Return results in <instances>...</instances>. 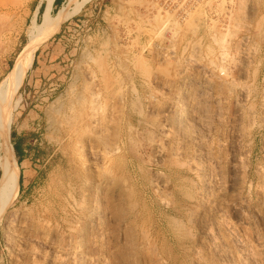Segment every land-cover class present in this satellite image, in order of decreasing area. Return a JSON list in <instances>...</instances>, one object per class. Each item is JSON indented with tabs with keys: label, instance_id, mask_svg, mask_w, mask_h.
<instances>
[{
	"label": "rangeland",
	"instance_id": "rangeland-1",
	"mask_svg": "<svg viewBox=\"0 0 264 264\" xmlns=\"http://www.w3.org/2000/svg\"><path fill=\"white\" fill-rule=\"evenodd\" d=\"M43 4L0 0V81ZM63 6L15 111L20 188L0 264H196L205 245L264 264V0H61L52 13Z\"/></svg>",
	"mask_w": 264,
	"mask_h": 264
},
{
	"label": "bare ground",
	"instance_id": "bare-ground-1",
	"mask_svg": "<svg viewBox=\"0 0 264 264\" xmlns=\"http://www.w3.org/2000/svg\"><path fill=\"white\" fill-rule=\"evenodd\" d=\"M46 7L43 13V18L40 22H32V28L28 33L27 42L25 43V51L19 59L10 68L9 72L0 81V225L6 223L11 225L14 223L12 206L17 200L20 188V165L15 153L14 145L11 141V129L14 121L15 111L21 104V89L32 69L37 49L50 37L53 32L62 24L69 16L68 7L63 6L55 14L52 9L55 0H43ZM40 5V4H39ZM40 6L37 7L36 13ZM164 18V17H163ZM218 22V21H217ZM162 27V25H161ZM226 27V26H225ZM227 28V27H226ZM231 34V33H230ZM162 35V34H161ZM226 35L221 38V43L227 40ZM233 40V39H232ZM229 42V41H228ZM227 43V42H226ZM226 46V45H225ZM224 47V45H223ZM172 48V47H171ZM174 48V47H173ZM221 48V47H220ZM222 52V51H221ZM219 53V52H218ZM196 54V53H195ZM194 54V55H195ZM198 54V53H197ZM219 55V54H218ZM223 55V54H222ZM228 55V54H227ZM189 56V55H188ZM193 56V55H192ZM200 56V55H199ZM225 57V54L223 55ZM198 58V55H197ZM215 59V58H214ZM224 59V58H223ZM227 59V58H226ZM189 60V59H188ZM216 60V59H215ZM214 60V61H215ZM222 60V58H221ZM229 60V59H228ZM94 61V60H93ZM96 61V60H95ZM187 61V60H186ZM97 62V61H96ZM197 62V61H196ZM230 62V60H229ZM228 62V63H229ZM99 63V62H98ZM101 63V62H100ZM202 63V62H201ZM233 63V62H232ZM183 65V63H180ZM214 65V64H213ZM229 65V64H228ZM237 65V64H236ZM240 65V63H239ZM189 66V65H188ZM197 66V65H196ZM200 66V65H199ZM100 67V66H99ZM216 67V66H215ZM165 68V67H164ZM168 68V67H167ZM166 68V69H167ZM182 68V67H181ZM180 68V69H181ZM186 68V67H184ZM222 68V66H221ZM225 68V67H223ZM229 68V67H228ZM232 68V67H231ZM102 69V68H101ZM220 69V68H219ZM253 69V68H252ZM176 70V69H175ZM202 70V68H201ZM207 70V69H206ZM225 70V69H224ZM161 73V72H160ZM173 73V72H172ZM203 73H205L203 71ZM180 74V73H179ZM96 75V74H95ZM160 75V74H159ZM204 76V75H203ZM175 77V76H174ZM227 78V77H226ZM149 80V79H148ZM170 80V79H169ZM206 80V78H205ZM150 82V81H149ZM160 83V82H159ZM113 85V84H112ZM210 87V86H209ZM109 88V87H108ZM168 88V87H167ZM242 89V88H240ZM239 90V89H238ZM158 91V90H157ZM240 92V91H239ZM247 92V91H246ZM263 92V91H262ZM215 93V92H214ZM156 94V93H155ZM153 95V94H152ZM157 95V94H156ZM137 96V95H136ZM241 97V96H239ZM194 98V97H193ZM200 99V98H199ZM239 101V100H238ZM154 102V101H153ZM171 106V105H170ZM248 107V106H247ZM249 108V107H248ZM101 109V108H100ZM161 109V108H160ZM168 109V108H167ZM162 110V109H161ZM96 111V110H95ZM152 111V110H151ZM174 111V110H173ZM180 112V111H179ZM241 113V112H240ZM244 112H242L243 114ZM95 114V113H94ZM98 114V113H96ZM241 114V115H242ZM251 115V114H250ZM161 116V115H160ZM153 118V117H152ZM248 118V116H247ZM172 119V118H171ZM217 119V118H216ZM245 119V118H244ZM239 120V119H238ZM169 123V122H168ZM252 123V122H251ZM161 124V122L159 123ZM182 124V123H181ZM219 124V123H218ZM169 125V124H168ZM248 125V124H247ZM164 126V125H163ZM165 127V126H164ZM243 127L242 129H244ZM100 129V127H99ZM247 131V130H246ZM166 132V131H165ZM222 132V131H221ZM249 132V131H248ZM163 136V135H162ZM167 137V136H166ZM190 137V135H189ZM162 138V137H161ZM164 138V137H163ZM193 139V138H192ZM84 140V139H83ZM172 140V139H171ZM86 141V140H85ZM206 141V140H205ZM177 142V141H176ZM175 142V143H176ZM249 142V141H248ZM167 143V142H166ZM165 143V144H166ZM169 143V142H168ZM195 143V142H194ZM203 143V142H202ZM90 144V143H89ZM172 144V143H171ZM178 144V143H177ZM212 144V143H211ZM164 146V145H163ZM168 146V145H167ZM166 146V147H167ZM191 146V145H190ZM210 146V145H209ZM173 147V146H172ZM91 148V147H90ZM169 148V147H167ZM179 148V147H178ZM164 149V148H163ZM177 149V148H176ZM204 149V148H203ZM259 149V148H258ZM160 150V149H159ZM92 152V151H91ZM165 152V151H164ZM157 153V152H155ZM160 153V152H159ZM167 153V152H166ZM177 153V152H176ZM191 153V152H190ZM172 154V153H170ZM192 154V153H191ZM190 154V156H191ZM183 155V154H182ZM184 157V156H182ZM202 157V156H201ZM205 157V156H204ZM207 157V156H206ZM209 157V156H208ZM207 157V158H208ZM162 158V157H161ZM203 158V157H202ZM250 158V157H249ZM94 159V158H93ZM172 160V159H171ZM250 160V159H249ZM223 161V160H222ZM161 163V162H160ZM158 163V164H160ZM178 163V162H177ZM189 163V162H188ZM186 164V163H185ZM179 165V164H177ZM184 165V164H183ZM232 172V171H231ZM196 173V172H195ZM254 173V172H253ZM164 174V173H163ZM166 174V173H165ZM245 175V174H244ZM247 181V180H246ZM250 182V181H249ZM191 184V183H190ZM194 184V183H192ZM248 184V183H247ZM262 185V183H261ZM167 187V186H166ZM214 187V186H213ZM222 188V187H220ZM251 188V187H249ZM165 189V187H164ZM204 189V188H203ZM192 190V189H190ZM199 190V189H198ZM205 190V189H204ZM158 191V190H155ZM164 191V190H161ZM160 191V192H161ZM187 192V191H186ZM198 192V191H197ZM202 192V191H201ZM211 192V191H210ZM261 192L264 193V187H261ZM194 193V192H193ZM232 193V192H231ZM159 194V193H158ZM197 194V193H195ZM210 194V193H209ZM161 195V194H160ZM186 195V194H185ZM205 195V194H204ZM188 196V195H186ZM198 196V195H197ZM236 196V195H235ZM181 197V196H180ZM179 197V198H180ZM194 197V196H193ZM202 197V196H200ZM129 198V197H128ZM192 198V197H191ZM199 198V197H198ZM238 198V197H237ZM236 198V199H237ZM211 201V200H210ZM183 202V200H182ZM196 202V201H195ZM236 202V201H235ZM256 202V201H255ZM169 203V202H168ZM189 204V203H188ZM228 204V203H227ZM131 205V204H130ZM169 205V204H168ZM132 206V205H131ZM130 206V207H131ZM189 206V205H188ZM192 206V205H191ZM197 206V205H196ZM193 207V206H192ZM207 207V206H206ZM263 207V206H262ZM189 208V207H188ZM190 209V208H189ZM203 209V208H202ZM230 209V208H229ZM191 210V209H190ZM196 210V209H195ZM224 210V208H223ZM222 211V210H221ZM228 211V210H227ZM219 212V211H218ZM256 212V211H255ZM223 213V211H222ZM217 215V214H216ZM222 215V214H220ZM225 215V213H224ZM15 216V215H14ZM199 215L196 220L203 223L204 232L213 236L212 223L208 219L200 218ZM255 216V215H254ZM78 217V216H77ZM220 217V216H219ZM238 217V216H237ZM200 218V219H199ZM213 218V217H212ZM260 218V217H259ZM194 219V218H193ZM39 220V219H38ZM188 220V219H187ZM216 220V219H215ZM28 221V220H27ZM44 221V220H43ZM218 221V220H217ZM214 222V221H213ZM27 223V222H26ZM32 223V221H31ZM175 223V222H174ZM36 224V223H35ZM191 224H194L191 223ZM262 224V223H261ZM30 224H27V226ZM41 226V225H40ZM19 227V226H18ZM184 227V226H183ZM199 227V226H198ZM261 227V226H260ZM54 228V227H53ZM73 228V227H72ZM71 228V229H72ZM184 229V228H183ZM214 229V228H213ZM20 230V229H19ZM180 230V229H179ZM202 230V229H201ZM184 231V230H183ZM25 232V231H24ZM27 232V231H26ZM30 233V232H29ZM187 233V232H186ZM233 233V232H232ZM34 234V233H33ZM27 235V234H26ZM45 235V234H44ZM201 235V234H200ZM260 235V234H258ZM28 236V235H27ZM36 236V235H35ZM193 236V234H192ZM222 236V235H221ZM29 237V236H28ZM31 237V236H30ZM217 237V236H216ZM25 238V237H24ZM41 238V237H40ZM46 238V236H45ZM194 238V237H193ZM219 238V237H218ZM33 239V238H32ZM31 239V240H32ZM35 239V238H34ZM214 239V237H213ZM260 239V238H258ZM27 241V240H26ZM30 241V239H29ZM33 241V240H32ZM190 242V241H189ZM201 242V241H200ZM188 243V242H187ZM26 244V243H25ZM29 244V243H27ZM21 245V244H20ZM46 246V245H45ZM21 247V246H20ZM47 247V246H46ZM56 247V246H55ZM60 247V246H59ZM199 248V247H198ZM203 251L198 255L196 264H224L226 260L223 255L211 246H203ZM221 248V247H220ZM21 249V248H20ZM23 250V249H22ZM188 250V249H187ZM65 251V250H64ZM75 251V250H74ZM223 251V250H222ZM63 252V251H60ZM195 252V250H194ZM64 254V252H63ZM237 254V253H236ZM65 255V254H64ZM71 255V254H70ZM72 257V256H71ZM54 258V257H53ZM227 258V257H226ZM95 260V259H94ZM230 260V259H229ZM48 263V262H47ZM176 263V262H175Z\"/></svg>",
	"mask_w": 264,
	"mask_h": 264
},
{
	"label": "trees",
	"instance_id": "trees-1",
	"mask_svg": "<svg viewBox=\"0 0 264 264\" xmlns=\"http://www.w3.org/2000/svg\"><path fill=\"white\" fill-rule=\"evenodd\" d=\"M55 3L57 5V7H58L60 5V3H61V0H55ZM40 9H41V11H44L45 4H43ZM37 55H38V52H37L36 56ZM36 64H37V60H35V62H34V67L36 66ZM14 134H15V131H12L11 132V136H13ZM12 142H13V145H14V149H15V153H16L18 162L20 163L21 160H22V155L20 153V146H19V144L17 142H14L13 140H12Z\"/></svg>",
	"mask_w": 264,
	"mask_h": 264
}]
</instances>
